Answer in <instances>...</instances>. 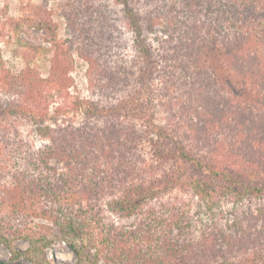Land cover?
Segmentation results:
<instances>
[{"label":"trees","instance_id":"obj_1","mask_svg":"<svg viewBox=\"0 0 264 264\" xmlns=\"http://www.w3.org/2000/svg\"><path fill=\"white\" fill-rule=\"evenodd\" d=\"M50 1L18 23L0 9V37L23 24L55 42L48 78L29 66L14 75L0 51L3 244L61 239L76 264H264V0H59L65 50ZM74 53L88 65L85 122L53 128ZM15 121L47 143L34 147ZM192 199L208 220L193 218ZM226 202L228 226L214 212ZM40 214L55 239L27 233Z\"/></svg>","mask_w":264,"mask_h":264},{"label":"rangeland","instance_id":"obj_2","mask_svg":"<svg viewBox=\"0 0 264 264\" xmlns=\"http://www.w3.org/2000/svg\"><path fill=\"white\" fill-rule=\"evenodd\" d=\"M134 1L140 2L134 4L137 8L142 6L146 9H154L152 5H150V2H154L153 0L150 2L148 0ZM157 2L160 3L161 0H157ZM40 4L41 0H0V9L8 7L9 13L7 16L12 22L18 23L25 17V14L31 13L33 8L39 7ZM47 12L49 18L53 22L52 24L57 26V42L63 45V49L65 50L66 46L64 45L67 39L65 31L66 20L61 16L59 0H51ZM127 36L130 38L129 32H127ZM53 39L54 37L50 36L45 30H40L33 25L24 26L21 24L20 29L10 25L7 26L2 37H0V51L7 69L15 75L20 73L27 66L31 68L37 67L41 72V76L43 78H48L51 69V59L55 55V42ZM72 59L74 61V69L71 70L69 74L72 81L71 88L68 92L55 95L51 98L49 105V114L52 119H49L47 124L51 125L53 128H56L54 121H57V125L59 124L62 127H67L70 124H73L75 127H80L85 122L86 108L83 104L80 105V103L91 99L89 82L86 76L88 65L78 57L77 53L72 55ZM5 99L6 96L0 92V100ZM61 109L67 112L56 114L57 110ZM155 110L156 123L163 124V120L159 117V109L155 108ZM71 121H73V123H71ZM13 127H15L14 132L18 136L31 142L34 147H41L47 143V140L40 137L36 132V128L30 123L15 121ZM52 165H55L59 170L63 169V166L57 164L54 160L52 161ZM3 197H5V193L0 191V203L4 202ZM233 206L234 204L232 202H226L214 209L217 219H222V223H225L226 226L236 221ZM191 210L193 215H196L193 216V218L198 219L196 210L201 212V217L203 219L208 220L210 218L206 215L205 211H207V209L200 208L195 199H192ZM238 213L240 214L239 217L243 218L241 211H238ZM247 216L248 214H246V217ZM21 223L22 222L19 224ZM262 224V221H259V223L254 226H257V230H259ZM27 226L26 231L30 234L32 239H38L40 237L51 240L55 239L54 233L56 232V225L54 224V220L50 217L43 216L42 214L32 216L30 220H28ZM18 228L23 230L24 226L21 225ZM232 233L234 234V232ZM27 239L28 238L15 241L11 249L0 240V262L6 264H76L74 252L63 240L56 239L52 246L44 248L41 244L36 246L31 245L30 241ZM18 253L20 254L19 256H17ZM259 263L263 264L261 260H259Z\"/></svg>","mask_w":264,"mask_h":264}]
</instances>
